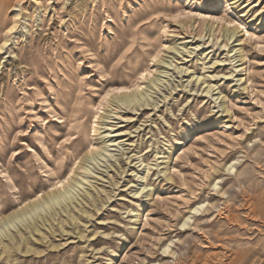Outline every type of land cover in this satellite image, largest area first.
Segmentation results:
<instances>
[{
    "label": "rangeland",
    "instance_id": "1",
    "mask_svg": "<svg viewBox=\"0 0 264 264\" xmlns=\"http://www.w3.org/2000/svg\"><path fill=\"white\" fill-rule=\"evenodd\" d=\"M16 1L0 264H264V0Z\"/></svg>",
    "mask_w": 264,
    "mask_h": 264
},
{
    "label": "bare ground",
    "instance_id": "2",
    "mask_svg": "<svg viewBox=\"0 0 264 264\" xmlns=\"http://www.w3.org/2000/svg\"><path fill=\"white\" fill-rule=\"evenodd\" d=\"M21 2H22V0H18V1H16L15 2V4L13 5V9H15V8H18L19 6H20V4H21ZM212 2V1H211ZM226 4V3H225ZM2 6H4L3 4H2ZM1 6V7H2ZM245 6H247V5H245ZM12 7V6H11ZM3 8V7H2ZM10 8V7H9ZM10 11V10H9ZM14 11V10H13ZM8 14H9V12H7ZM150 13H152V11L150 12ZM146 15H147V12H146ZM150 15V14H149ZM152 15V14H151ZM16 17H17V15L15 14L14 15V17H13V21H12V25L11 26H8L7 28H6V33L4 34V35H6V38L8 37L7 35L9 34V33H11L14 29H15V27H16ZM11 20V19H10ZM3 24H4V22H3ZM142 24V23H141ZM10 25V24H9ZM4 31V30H3ZM2 32V31H1ZM149 38V37H148ZM133 39V38H132ZM125 41V40H124ZM129 41V40H128ZM5 43H6V41L4 40V43L2 44V46L0 47V51L2 50V48L4 47V45H5ZM141 44V43H140ZM143 45V44H142ZM121 46H123L124 47V45L122 44ZM141 46V45H140ZM148 47L149 46V44H144L143 45V47ZM125 47H126V45H125ZM124 47V48H125ZM122 48V47H121ZM122 50H123V48H122ZM132 50V49H131ZM137 49L135 48L134 49V52L136 51ZM125 51V50H124ZM130 53V52H129ZM126 55H127V53H126ZM153 82H155V81H153ZM157 85V84H156ZM156 87V86H155ZM154 87V88H155ZM153 89V88H152ZM151 94V93H150ZM147 96H149V94H147L146 95V93L145 92H142V93H139L138 95H136V96H134V97H132V98H128V97H126L124 100H121L122 102H121V104L119 105V108H122V107H124L123 108V110L125 109V108H127L128 106H130V105H132V104H137V103H139V102H142L143 100H145V97H147ZM64 136H66L67 138L68 137H70V134H64ZM51 137H52V140H58L59 139V137H57V136H52L51 135ZM106 157V155L105 154H103V157ZM98 159H99V161H103V158H101L100 156H98L97 157ZM62 169V168H61ZM74 186V184L70 187V188H72ZM72 193V191H67L66 193H64L63 195H61V196H58L56 199H54L53 200V202H55V201H57V200H60V199H64V198H66V197H68V195L69 194H71Z\"/></svg>",
    "mask_w": 264,
    "mask_h": 264
}]
</instances>
